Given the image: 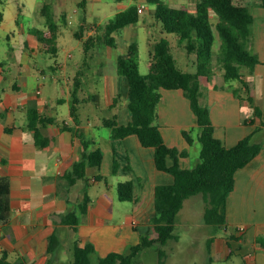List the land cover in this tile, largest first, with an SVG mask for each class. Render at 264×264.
<instances>
[{
    "label": "crops",
    "instance_id": "1",
    "mask_svg": "<svg viewBox=\"0 0 264 264\" xmlns=\"http://www.w3.org/2000/svg\"><path fill=\"white\" fill-rule=\"evenodd\" d=\"M256 15L263 18L264 9L258 10ZM247 47L259 59L251 69L240 68L247 94L238 80L230 87L220 89L214 85L205 92L207 103L211 104V107L207 106L210 118L216 126L214 134L227 147L255 128V124L249 122L253 106L246 97L249 96L260 108L264 119V22L252 24ZM34 48L42 49V44L30 39L29 47L25 45L17 56L18 70L12 80L3 74L0 62V83L6 82L0 84V176L7 177L9 182V219L0 225V254L4 250L7 258L12 253L16 254L12 261L46 264L50 257L46 252L48 238L54 231L59 244L51 264H67L75 241L79 245L91 242L98 256L110 251L122 252L139 241L140 236H134L135 231L150 223L154 213L155 186L172 183L173 176L156 168L153 148L143 146L135 134L113 139L111 130H108L105 135H100L99 125L89 119L87 123L80 122L78 114L72 115L70 108L69 119L59 123L57 111L49 104V99L40 95V88L36 86L35 90H28L30 51ZM232 88H236L242 98L235 96ZM106 90L110 97L107 104L112 108L118 104L114 101L115 96L126 99L127 80L117 73L116 63ZM160 91L157 121L164 141L187 150V155L179 162L183 167H191L192 158L198 157L199 160L200 151L196 117L181 89ZM92 99L97 101L98 98L94 94ZM199 100L202 102L200 97ZM57 101L61 102L63 98L59 97ZM29 105L47 119L40 125L41 134L48 140L45 146L35 144L32 130L18 115L20 111H27ZM114 115L119 124L130 118L126 110ZM184 129L191 130L192 143L182 135ZM252 140L262 142V147L249 162L235 171L234 188L226 202V221L222 225H213L214 228L228 229L229 235L216 237L212 234L208 237L210 259L218 253H226L225 247L232 244L235 253L241 257L239 264H264V127L253 133ZM96 148L101 150V161L111 164V169L87 165L85 176L69 184L67 179L73 163ZM54 155L56 165L53 167L50 161ZM113 158L118 162L116 171L112 168ZM124 180L133 183V207L130 212L123 213L120 223H112V205L116 200L122 201L117 195V183ZM86 198L87 207L80 212L78 205ZM70 210L76 211L78 216L75 231L63 222Z\"/></svg>",
    "mask_w": 264,
    "mask_h": 264
},
{
    "label": "trees",
    "instance_id": "2",
    "mask_svg": "<svg viewBox=\"0 0 264 264\" xmlns=\"http://www.w3.org/2000/svg\"><path fill=\"white\" fill-rule=\"evenodd\" d=\"M121 2L122 0H113ZM154 5L155 17L161 22L164 32L176 35L179 43L184 45L188 55H196V70L186 71L180 68L171 53L170 41L164 35L153 43L149 52L148 72L142 74L138 70L137 44H129L126 52L116 58L117 73L127 80L126 107L129 120L119 124L116 115L104 118L102 124L109 127L113 139L135 134L143 146L153 148L154 164L157 169L170 173L173 182L158 184L154 188V213L151 216L152 235H140L138 242L131 244L125 251H110L104 256L96 255V264H140L137 262L141 251L154 245L159 256H164L162 248L169 239L177 238L174 233L175 218L186 198L201 194L205 203L204 221L212 225H222L226 221V202L229 193L234 188L235 171L249 162L261 149L262 142L252 140L253 133L264 127L260 108L248 96L247 100L253 106V115L249 122L255 124L254 130L241 137L230 147L215 136L216 126L212 123L209 109L199 100L200 77L205 75L203 69L206 63L213 68V60L223 70L224 81L238 80L247 94V85L240 71L241 66L253 68L258 62V55L247 47V39L251 35L254 15L253 7H263L264 0H193L194 9L175 5L166 0H146ZM84 0L80 5H84ZM136 4H130L125 9L114 13L104 24L97 25L102 29V40L115 47L114 32L135 23L139 11ZM49 4L41 6V13L46 17V30L36 29L38 41L42 49L56 52V37L58 24L49 11ZM2 12L0 11V19ZM61 20L66 23V14L61 13ZM83 25H81V29ZM75 33L82 38V30ZM217 36L219 43L216 45ZM96 36L88 34L83 39L84 49L92 45ZM47 44L50 50L46 49ZM208 68V66H207ZM211 68V69H212ZM77 83V82H76ZM231 85H228L230 87ZM161 89H181L187 97L190 108L196 117L198 126L197 139L200 143L199 160L191 167L181 166L179 159L187 155V150L168 145L162 136L158 119V104L161 99ZM232 92L238 98L236 88ZM119 95L114 97L117 101ZM77 106L72 104L70 112L75 115ZM47 119L41 116L35 107L27 108V126L33 132L35 144L45 146L48 140L41 134L40 125ZM191 130H182V135L189 143L193 142ZM102 153L99 148L86 153L80 160L73 163L67 179L69 184L85 176L86 166H100ZM118 162L112 161L113 171ZM117 195L122 201L133 198V183L131 180L117 183ZM88 199L80 202L78 209L85 211ZM9 219V182L7 177L0 176V225ZM63 222L75 231L78 222L76 211H68ZM59 244V237L54 231L48 238L46 252L50 254L46 264H51ZM96 254L94 245L86 242L79 245L74 242L71 256L67 264H92V256ZM0 264H26L23 260L12 261L3 250L0 254Z\"/></svg>",
    "mask_w": 264,
    "mask_h": 264
},
{
    "label": "rangeland",
    "instance_id": "3",
    "mask_svg": "<svg viewBox=\"0 0 264 264\" xmlns=\"http://www.w3.org/2000/svg\"><path fill=\"white\" fill-rule=\"evenodd\" d=\"M80 1L0 0V10L3 13L0 19V62L3 74L8 80H12L16 77L18 70L17 56L25 45L29 47L30 39L35 40L38 44L45 43L37 41L39 35L36 33V29L42 31L47 29L46 17L41 13V6L44 3L49 4L51 16L58 24L56 52L53 54L50 51L36 48L30 51V86L28 90H35L36 86L40 88V95L49 99V104L57 111L56 119L59 123L70 116L69 108L75 104L80 122L87 123L89 119L93 124L100 126L99 134L105 135L110 129L102 124V120L112 117L116 112L122 113L124 110L128 112L126 99L119 98L116 108L107 104L110 97L106 95V84L107 82L111 83L115 59L119 54L126 52L130 43L135 41L137 44L138 70L142 74L148 72L149 52L153 48L154 41L162 35L170 41L171 53L177 65L183 70L195 71L197 58L195 54H187L184 45L179 43L175 34L163 31L161 22L155 17L154 5L146 0H122L121 2L84 0V5H80ZM166 1L186 6L189 9H194L195 5L193 0ZM130 4H143L144 6L143 10L139 12L137 21L113 33L117 42L115 47L106 45L102 40V29H97V25L104 24L115 12L125 9ZM263 9V7L251 8L254 15L253 26L256 23L264 22V17H256V12ZM62 12L66 14V23L61 20ZM81 25H83L82 29ZM80 29L83 34L81 39L75 35ZM88 34H93L96 37L93 39L92 45L85 50L83 39ZM218 43L219 37L217 36L216 45ZM46 45V49L50 50V45L47 43ZM212 65L213 68L210 63H206V68L203 69L206 76L202 75L199 88L201 103L208 107H211V104L207 103L205 92L209 87L216 85L221 89L230 84H236L235 80L227 82L222 79L223 70L215 60ZM100 66L98 73L97 69ZM2 83L6 82L3 81L0 84ZM119 86L121 87V83ZM94 94L98 98L97 101L92 99ZM59 97L63 98V101H57ZM26 112L20 111L18 115L21 116V121L27 123ZM71 123L73 124V120ZM197 158H192L190 166H194L198 162ZM50 165L53 167L56 165L55 155L50 161ZM100 165L102 170L111 169V164L108 165L107 161H101ZM96 183L104 185L103 182ZM132 207L133 201L131 200H116L112 205V223H120L123 213L130 212ZM204 207L205 203L200 193L186 198L175 218L174 233L177 238L169 239L162 247L165 255L159 256L157 248L152 245L141 251L137 262L140 264H239L241 257L235 253L233 245L230 243V247H225L226 253L223 255L218 253L210 259L207 249L208 237L212 234L216 237H225L229 235V230L226 231L221 226L214 228L213 225L206 223L203 217ZM140 235H152L151 223L141 225L135 231L134 236L139 237ZM64 255L69 256L67 253ZM15 257L16 254L12 253L8 259L13 260ZM95 258L96 254L92 256V264H96Z\"/></svg>",
    "mask_w": 264,
    "mask_h": 264
},
{
    "label": "built area",
    "instance_id": "4",
    "mask_svg": "<svg viewBox=\"0 0 264 264\" xmlns=\"http://www.w3.org/2000/svg\"><path fill=\"white\" fill-rule=\"evenodd\" d=\"M143 8H144L143 4H140L138 6V11L141 12L143 10ZM239 228L242 229V227H239Z\"/></svg>",
    "mask_w": 264,
    "mask_h": 264
}]
</instances>
